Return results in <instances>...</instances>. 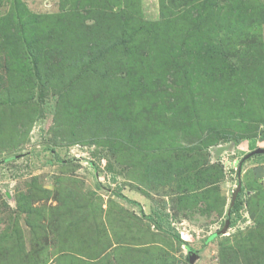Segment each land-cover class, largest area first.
I'll use <instances>...</instances> for the list:
<instances>
[{"label": "rangeland", "instance_id": "rangeland-1", "mask_svg": "<svg viewBox=\"0 0 264 264\" xmlns=\"http://www.w3.org/2000/svg\"><path fill=\"white\" fill-rule=\"evenodd\" d=\"M259 148L264 0H0V264H264Z\"/></svg>", "mask_w": 264, "mask_h": 264}, {"label": "water", "instance_id": "water-1", "mask_svg": "<svg viewBox=\"0 0 264 264\" xmlns=\"http://www.w3.org/2000/svg\"><path fill=\"white\" fill-rule=\"evenodd\" d=\"M234 144L231 142V143H226V144H221V145H218L215 149V157L217 158L218 156H220L222 153L226 152V151H229V150H232ZM264 152V148L262 149H256L252 152L249 153V155H247L245 158H248L249 156L255 154V153H263ZM245 158H243L242 160H244ZM242 167L240 166L239 168V180H238V185H237V188L233 191L232 193V199H231V202H230V208H229V212L228 214L230 213V209L234 206L235 202H236V199L238 197V194L242 188V178H241V172H242ZM229 226H230V219L227 218L226 219V222H225V225L223 226V228L221 230H219V232L217 233H225L227 232V230L229 229ZM192 252V250H189V254L188 256L186 257V261H184L182 264H190V263H194L195 259L198 257V254L196 252L194 253H190Z\"/></svg>", "mask_w": 264, "mask_h": 264}, {"label": "trees", "instance_id": "trees-1", "mask_svg": "<svg viewBox=\"0 0 264 264\" xmlns=\"http://www.w3.org/2000/svg\"><path fill=\"white\" fill-rule=\"evenodd\" d=\"M36 56V55H35ZM39 56V54L36 56V57H38ZM39 58V57H38ZM38 66V65H37ZM40 69V68H39ZM52 151H53V149H52ZM240 209V204H239V202H235V204H234V206H233V208H231V210L230 211H236V210H239ZM216 234H218L217 232H215L213 235H216ZM177 237L179 238L180 236H179V234H177ZM213 236H211V238H212Z\"/></svg>", "mask_w": 264, "mask_h": 264}]
</instances>
